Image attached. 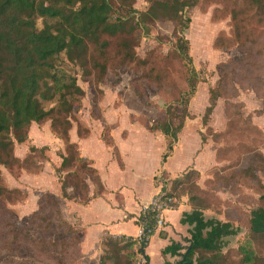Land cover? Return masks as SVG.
Listing matches in <instances>:
<instances>
[{"label": "trees", "instance_id": "obj_1", "mask_svg": "<svg viewBox=\"0 0 264 264\" xmlns=\"http://www.w3.org/2000/svg\"><path fill=\"white\" fill-rule=\"evenodd\" d=\"M125 1V7L130 10L121 16L117 14L112 0H0V168L7 169L10 173L18 172V177L22 172L35 174L39 171L36 158L43 162L48 161L47 148L30 147L23 160L15 157L14 150L16 146L28 142L33 124L43 126L49 123V132L63 145V151L59 155L62 162L55 173L73 168L76 171L74 174H68L64 180L59 179L61 198L87 204V181L97 187L98 192L95 195L102 194V184L91 162L81 157L77 144L70 140V132L76 123L74 114L84 97V92L77 85L76 78L71 76L64 66H76L86 77L96 73L97 80L102 82L108 68L116 61L121 64L134 61L138 27L142 29L145 22L166 20L179 25L182 31L187 30L189 19L186 13L199 2L146 0L149 7L146 12L139 14L140 18H143V21H140L134 16L137 14L136 10L131 8L133 0ZM242 1L243 7L233 13L234 24H239L242 29L244 24L254 21L256 25L264 27V0ZM39 19L43 21L41 28L37 26ZM261 33L264 34H259ZM178 36L176 53L188 67L189 91L179 102L183 111L177 118L178 125H173V116L176 114L173 110H167L164 122L156 125L155 130L170 141L163 162L172 152L185 124L195 120L194 116L189 114L188 107L189 100L197 90V72L189 54L188 40L181 34ZM259 37L252 42V49L261 43ZM112 41L117 42L116 54L110 51ZM248 53L244 52L242 57L248 59L243 61L244 68L250 65L251 55ZM262 56L264 57L259 53V57ZM231 67L228 65L226 69ZM245 73L247 70L242 74ZM232 75H235L233 71ZM235 81L238 84H235L236 86L244 85V82L237 79ZM235 89L237 95L238 88ZM223 92H226V89L209 90V105L202 124L208 122L217 101L224 98ZM48 104L51 107L46 109L44 105ZM88 135L87 130L77 127V136L80 139H86ZM200 136L205 143L204 134L200 133ZM255 170L258 169L254 166L241 172L250 182L258 183L253 174ZM164 177L162 173L158 182L166 181ZM196 178L199 179L198 172L188 171L181 178L175 179L170 189L162 188L166 198L173 201L171 209L185 196L192 206V212L184 214L180 221L190 229V239L186 242L189 247L183 248L172 243L162 251V255L178 257L180 260L177 264H220L222 251L226 247L224 240L236 237L240 230L229 222L223 223L215 218L205 219L206 206L202 205L205 200L195 184ZM183 186L197 189L199 194L190 195L189 190H182L181 195H177V189ZM69 188L75 191V196L68 195ZM20 194L22 192L18 189L3 186L0 172V199L3 203L10 205L8 196ZM260 201L264 203V193ZM7 206L2 207V217L8 214L12 216V211ZM156 217L150 210L141 213L136 222L143 229L140 241L104 236L98 264H139L138 255L143 254L148 239L156 230ZM248 225L253 236L264 237V204L250 212ZM0 228V255L18 257L21 259L20 264H62L57 257L65 256L69 246L79 238L77 232L62 218L59 201L51 195L41 197L38 211L33 213L25 227L14 230L13 224L0 220ZM241 253V264H255L251 250L242 248ZM53 260L56 263L52 262ZM76 261L79 260L72 263ZM6 264H10V261Z\"/></svg>", "mask_w": 264, "mask_h": 264}, {"label": "rangeland", "instance_id": "obj_2", "mask_svg": "<svg viewBox=\"0 0 264 264\" xmlns=\"http://www.w3.org/2000/svg\"><path fill=\"white\" fill-rule=\"evenodd\" d=\"M112 3L118 15H125L130 10L125 7V0H112ZM131 5V8L137 12L134 16L137 20L143 21L139 14L147 11L148 2L133 0ZM242 7V0H199L194 8L187 11L186 17L189 19V24L188 29L183 31L179 25L171 21L145 22V25L141 27L143 30L138 27L134 61L125 64L116 61L108 68L102 82L97 80L96 73L94 76L86 77L76 66H64L67 72L76 78L77 85L84 92V97L74 114L76 123L73 124L70 136L80 139L77 136V127L87 130L88 137L92 131L97 132L100 141L117 154L111 136L112 131L121 127L123 130L122 133L120 132L121 136L126 138L127 132L137 129L136 131L140 132L135 131L137 135L135 140L141 150V156L144 157L142 168L144 172L152 173L161 165L158 162V155L163 148L159 142H163V154L167 153V144L170 142L155 130L156 125L164 122L167 110L176 112L175 117L173 116V125H178L177 118L183 111L179 102L189 91L188 67L176 53L178 35L181 34L188 40L189 54L197 72V90L194 97L189 100L188 112L194 116L195 120L189 123L190 130L184 132L177 152L171 160L165 161V167L178 171L191 163L193 153L199 146V139L195 138L194 133L202 132L208 136L206 146L214 153V165L202 163L203 168L207 169V174L202 179L198 173L199 179H195L198 190L203 193L200 195L205 200L202 203L206 206L204 217L217 219L230 214L228 220L236 221V224L232 223V225L234 227L237 225L235 228L240 230L236 237L224 240L226 247L222 252H226V255L219 260L220 264H241L242 248L253 252L255 264H264V237L253 236L248 225L250 212L264 204L260 201L264 193V133L263 135L255 133L251 128L254 125L260 130L264 129V57H259V53L264 55V34H259L264 33V27L261 28L254 21L244 24L242 29L239 24H234L233 13ZM42 23L41 19L37 20L38 28L42 27ZM258 36L262 41L258 47L255 46L252 49V42L258 39ZM116 43V41L111 42L110 51L113 54L117 51ZM260 46L261 49H259ZM246 51L251 55V59L250 65L244 68L243 61L248 59H242V57ZM228 65L232 67L226 69ZM244 70H247V73L242 74ZM232 71L235 73L234 76ZM235 79L244 82V85L240 86L241 88L236 86ZM234 86L238 88L237 95ZM212 88L226 89V92H223L224 98L217 101L209 123L206 122L204 125L202 120L209 105V90ZM44 107L49 109L51 105H44ZM212 120L215 121L214 124ZM220 122L224 124V131L213 133L212 125L218 126ZM210 128L211 130H206ZM141 130L146 131L158 142L149 140ZM48 131L49 123L38 126V129L33 131L30 129V140L24 146L16 148L15 155L23 158L31 142H36L38 145L50 144L46 137ZM36 160L43 162L39 158ZM55 160V157L49 160L53 167ZM161 166H164V163ZM254 166L258 169L253 173H256L258 183H250L241 172L245 168H254ZM0 172L3 186L8 189H18V172L10 173L2 167ZM74 173H76L74 168L59 174L54 171L56 179L49 186V192L52 193L53 189H57L55 191L60 193L62 200L59 179L64 180L68 174ZM184 174L185 172L181 173V176ZM164 179L167 182H158L155 179V187L162 185L163 188L170 189L175 179L170 180L166 176ZM88 184L93 187L96 194L97 187L91 182ZM182 190H189L190 195L199 194L197 189L183 186L177 189V195L180 196ZM67 192L72 196L76 195L73 189L69 188ZM50 193L42 194L41 197L51 195ZM10 196L8 199L11 203L10 205L7 203L8 206L0 199V220L13 224L14 230H18L27 225L33 214L18 213V203H22L26 195L22 193L19 196ZM3 205L12 211V216L11 214L1 216ZM232 206H240L241 209L234 211L231 209ZM68 224L77 232L79 238L73 241L71 247L69 246L65 256L59 255L57 258L62 264H78V262L81 264L80 251L77 253L76 249L81 240L80 230L76 228V225ZM101 250H103L102 247ZM8 260L10 264L21 263L18 257L10 258L0 255V264H6ZM75 260L79 261L72 263ZM52 262L56 263L54 260ZM139 264L142 263L139 262Z\"/></svg>", "mask_w": 264, "mask_h": 264}, {"label": "crops", "instance_id": "obj_3", "mask_svg": "<svg viewBox=\"0 0 264 264\" xmlns=\"http://www.w3.org/2000/svg\"><path fill=\"white\" fill-rule=\"evenodd\" d=\"M189 123L192 122L186 123L179 137H177V142L174 144L169 157L165 160L166 162L171 160L177 152L184 132L188 129L190 130L188 126ZM214 123L215 121L212 120V124ZM220 123H218V126L212 125L214 129L213 133L217 134L224 131V124L223 122ZM251 127L255 133L263 135L264 129L260 130L254 125ZM35 129H38V126L33 124L31 130L33 131ZM206 130H211V128ZM135 131L127 132L126 138L121 136L123 132L121 127L112 131L111 136L114 146L117 149V154L100 141L97 132L92 131L90 137L86 139H78L77 137L70 136L71 142L79 146L81 157L91 162L92 168L96 171L103 187L102 194L98 196L95 195L93 187L88 184L90 182H86L89 199L87 204L61 200L60 193L55 191L57 189H53L54 191L52 193L49 192V186L52 185L54 179H56L54 171L60 167L62 162L59 157V154L63 151L62 143L55 139L48 131L46 137L50 141V144L38 145L36 142H31V144H29V148H47L48 151L46 156L48 161L38 162L40 170L38 173L29 174L22 172L18 177V190L26 195L25 200L18 204V213H20V215L27 213L28 215H32L37 212L38 203L42 194L50 193L55 197L60 203V210L62 211L63 218L71 225H76V228L80 230L79 235L81 240L79 251L81 255V264H86L87 262L98 264L101 257L100 255H102V239L106 235L132 238L134 240L140 238L141 228L136 222L143 210L150 205L152 199L162 192V185L159 187H155L154 185V180H158L161 177L159 176L160 173H163L170 180H174L181 176L183 172L196 171L200 174L201 178L204 179L207 174V169L203 168L202 163L207 162L208 164L210 163L211 166L214 165V153L206 146L208 143V136L204 134L206 142L203 143L200 136L202 132L198 133L195 131L196 133H194L193 131L195 138L197 137L199 139V146L193 153L191 163L186 164L178 171L177 169H168L165 167L166 162H163L162 158L166 154H163V142H159L163 149L159 152L158 162L161 165L164 163V166L160 165L152 173L144 172L142 168L144 157L141 156V150H139L137 141L135 140L137 136L136 132L140 131ZM141 131H143V134L147 136L149 140L156 141V139L149 136L146 131ZM29 140L30 132L28 136V141ZM22 146L24 145H18L16 148ZM26 153L23 158L17 157L16 155L15 157L23 160L27 155ZM117 155H119L118 158ZM52 157L56 158L53 162L54 167L51 166L49 161L52 160ZM188 166L192 168L186 169ZM254 176L256 177V173ZM142 191L143 193H141ZM68 195L72 196L69 193ZM185 197L179 200L175 208L165 210L160 214L163 225L160 228H156L154 234L148 239L143 254L138 255L139 262L142 264H177L179 262L180 259L178 257H171L170 255L163 256L162 251L171 246L172 243L180 245L183 248L189 247L186 242L190 239V229L188 226H184L180 223L184 214L192 212V206L188 198ZM231 209L240 211L241 208L240 206H232ZM228 216L230 217V214H228L227 217H217V220L223 223L229 222L231 224H236V221L228 220ZM235 227H237V225H235ZM184 252L185 251H182V253ZM223 255H226V252H222V256Z\"/></svg>", "mask_w": 264, "mask_h": 264}, {"label": "built area", "instance_id": "obj_4", "mask_svg": "<svg viewBox=\"0 0 264 264\" xmlns=\"http://www.w3.org/2000/svg\"><path fill=\"white\" fill-rule=\"evenodd\" d=\"M172 203H173V201L171 199L166 198V193L160 192L158 195H156L152 199L150 205L148 207H146L143 210V212L146 210H150V211L154 212L157 215V217H156L157 218L156 228H160L163 225L162 220L160 218V214L165 210H170L171 209L170 205ZM142 235H143V229L141 228L140 238L138 239L139 241H140Z\"/></svg>", "mask_w": 264, "mask_h": 264}]
</instances>
